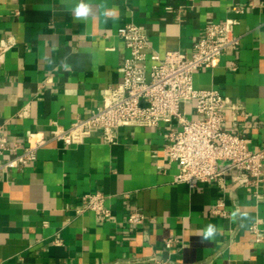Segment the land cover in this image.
Segmentation results:
<instances>
[{"label":"crops","instance_id":"0c3cea01","mask_svg":"<svg viewBox=\"0 0 264 264\" xmlns=\"http://www.w3.org/2000/svg\"><path fill=\"white\" fill-rule=\"evenodd\" d=\"M78 2L0 0V42L15 43L0 54V131L10 141L51 136L56 123L69 128L103 104L129 55L120 27L139 25L152 52L190 57L208 23L236 19L239 49L197 72L195 85L221 89L237 108L224 128L263 147L264 0H86V21L73 16ZM168 126L121 127L116 143L100 134L55 140L35 161L1 171L0 264H264V181L261 198L232 174L221 184L175 183L178 165L163 151ZM92 191L104 193L111 217L98 221L84 208ZM133 210L143 223L129 222ZM210 223L219 234L204 241Z\"/></svg>","mask_w":264,"mask_h":264},{"label":"built area","instance_id":"2783aa9c","mask_svg":"<svg viewBox=\"0 0 264 264\" xmlns=\"http://www.w3.org/2000/svg\"><path fill=\"white\" fill-rule=\"evenodd\" d=\"M234 11L241 14L245 8L235 7ZM237 22L227 19L208 23L190 57L180 49L164 55L152 52V43L139 25L129 23L120 27L118 34L129 55L121 62L122 81L109 87L103 104L69 128L56 123L53 135L32 137L23 144L10 141L0 131V157L9 154V159L0 165V172L35 161L38 151L55 140L76 145L100 134L104 142L116 143L117 130L121 127L158 129L166 124L168 136L163 151L169 164L178 165L175 183H185L190 188L198 183L221 184L232 174L234 182L254 185L255 195L261 198L264 145L253 149L241 133L224 128L226 112L237 108L221 89H200L195 85L197 72L219 66L226 53L239 49L241 36L235 33ZM14 45L11 38H3L0 54ZM188 105L193 108L192 116L187 113ZM84 208L94 212L98 221L112 215L101 191L86 194ZM144 219L140 210L129 214L130 223L140 224ZM253 229L258 233L257 225ZM172 242L168 240L167 245L170 247Z\"/></svg>","mask_w":264,"mask_h":264},{"label":"clouds","instance_id":"9594fccd","mask_svg":"<svg viewBox=\"0 0 264 264\" xmlns=\"http://www.w3.org/2000/svg\"><path fill=\"white\" fill-rule=\"evenodd\" d=\"M72 13L76 20L86 21L92 13V5L86 2V0H79V2L72 8ZM104 15L107 17L108 13L105 12ZM218 234V227L211 223L206 225V227L202 229L200 233L204 241L212 240Z\"/></svg>","mask_w":264,"mask_h":264}]
</instances>
